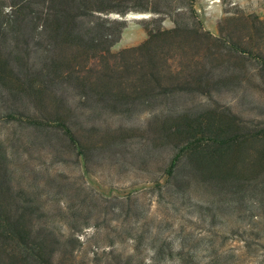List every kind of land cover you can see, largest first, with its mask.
I'll return each mask as SVG.
<instances>
[{
	"label": "rangeland",
	"instance_id": "rangeland-1",
	"mask_svg": "<svg viewBox=\"0 0 264 264\" xmlns=\"http://www.w3.org/2000/svg\"><path fill=\"white\" fill-rule=\"evenodd\" d=\"M187 2L200 29L221 37L220 64L197 66L201 82L184 90L161 94L151 83L124 96L116 92L129 81L127 71L117 70L110 95L108 78L97 80L92 60L85 64L91 54L48 50V34L29 15L33 6L0 0V201L24 210L35 233L57 239L64 264H264V160L254 162L264 141L237 145L245 160H230L237 170L222 180L193 171L182 151L186 141L203 139L208 116L240 138L264 127L260 64L229 57L226 46L232 38L249 43L250 23L264 21V0H152L158 14L112 12L125 27L110 51L137 46L147 29L172 28L174 19L191 23L188 13L176 12ZM203 41L188 47L185 59L200 53L205 62L203 55L217 51ZM174 72H164L165 84L195 74Z\"/></svg>",
	"mask_w": 264,
	"mask_h": 264
},
{
	"label": "trees",
	"instance_id": "trees-1",
	"mask_svg": "<svg viewBox=\"0 0 264 264\" xmlns=\"http://www.w3.org/2000/svg\"><path fill=\"white\" fill-rule=\"evenodd\" d=\"M126 1L26 0V3L33 6L29 13L31 18L37 20L43 32L48 34L50 39L47 45L48 50L74 48L85 51L87 55L91 54L92 58H85V64L90 59L92 60L89 64L92 65V69H95L94 72L98 73L95 77L97 80L108 78L109 82L104 81L105 87L103 88L110 95L138 94L144 92L151 83L160 88L161 94L184 90L189 82L192 83L191 80L201 82L204 74L195 71L199 69L196 68L197 66L202 65L204 68L205 64H210L217 67L220 64L221 55H224L220 50L224 43H220V36H211L207 31L200 29L192 2H187L184 9L180 8L176 11L178 14L188 13L192 18L191 23H181L174 19L172 28L147 29L148 37L144 42L137 46L124 48L117 53H111L110 48L119 40L125 27V21L111 18L108 14L115 12L123 16L132 9L157 14L160 12L158 7L149 5L152 0H147L143 7L127 6ZM180 2L185 4V0H180ZM166 6L170 8L171 5L168 3ZM254 20L250 23L252 34L249 36V43L239 38H232L227 40L226 46L229 50L228 56L231 58L245 59L249 56L257 60L260 64L258 76L264 80V30L261 31L264 21L257 18ZM202 39H207V42L203 41L206 48L211 41V47L217 51L211 52L208 56L203 55L205 62L198 60L200 53L194 61L192 58L191 60L185 59L187 48L195 44L196 40L201 41ZM171 58L176 59H174L175 66L168 61ZM120 67L127 71L130 77L124 89L120 90L121 93L112 91V85H110L112 84L111 79L117 77L116 72ZM163 68L167 72L173 69L176 75L183 74L188 69H192L195 74L179 79L176 85H169V83L165 84L169 81V77L164 75ZM227 70L232 71L230 68ZM104 71L109 73L104 74ZM208 117H205L202 123L200 122L204 126L200 132L204 136L203 139L207 137V140L186 141L182 146V151L187 153L188 163L193 171L214 175L222 180L226 175L227 177L235 175L237 166L229 167L230 160L231 162L245 160L241 156V150L236 149L237 145L242 146L247 141H264V127L248 133L245 138H240L237 134L231 136L225 134L218 124L212 120L209 122ZM61 125L69 135L71 142L80 146L76 134L65 123ZM178 128L181 129V126L174 130ZM179 155L171 160L168 175H171L173 168L177 165ZM263 160L264 149L258 151L254 161L255 165H260ZM39 234L33 231L29 215L24 210L11 211L6 209L0 201V264H64L63 258L55 253L53 247L57 239L46 236V234Z\"/></svg>",
	"mask_w": 264,
	"mask_h": 264
}]
</instances>
